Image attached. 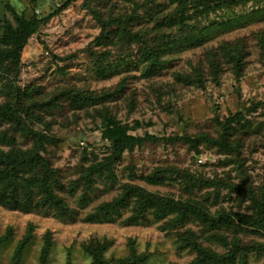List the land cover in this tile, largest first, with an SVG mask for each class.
I'll list each match as a JSON object with an SVG mask.
<instances>
[{
  "label": "rangeland",
  "instance_id": "rangeland-1",
  "mask_svg": "<svg viewBox=\"0 0 264 264\" xmlns=\"http://www.w3.org/2000/svg\"><path fill=\"white\" fill-rule=\"evenodd\" d=\"M34 16L13 68L17 18ZM0 60V77L14 80L10 92L0 83V104L47 137L60 196L79 213L71 221L0 206V264H203L179 240L189 231L227 254L193 215L157 219L148 209L131 222L133 198L88 222L133 188L235 215L224 234L245 251L235 264H264V230L245 219L264 209V1L0 0ZM1 132L33 147L11 125ZM117 133L140 141L116 144Z\"/></svg>",
  "mask_w": 264,
  "mask_h": 264
},
{
  "label": "trees",
  "instance_id": "trees-1",
  "mask_svg": "<svg viewBox=\"0 0 264 264\" xmlns=\"http://www.w3.org/2000/svg\"><path fill=\"white\" fill-rule=\"evenodd\" d=\"M240 1L258 2L264 0ZM17 22L19 29L15 35L13 34L12 49L9 53V58L5 60L13 68H16L19 64V52L24 43L36 31L39 25V20L36 16L30 20L17 18ZM138 41L142 42L141 39H138ZM150 58L154 63L157 60L155 53H152ZM3 64L4 62L0 60V66ZM5 80L8 84L4 82ZM0 83H4L7 91L10 92L13 88L14 80L10 81L0 77ZM17 96L20 95L18 94ZM0 123L11 125V129L15 133H20L24 138H32L34 141L32 148L23 149L16 146L13 137L8 136L4 132L0 133V206L23 213H31L44 209L51 211L61 219L75 221L79 213L70 209L65 199L60 196V193L65 192L67 188L59 174V170L53 168L50 161L44 155V141H48L47 137L31 129L26 123L22 112L11 103L0 104ZM115 139H119L115 142L116 144H120L125 140L140 141L138 138H131L122 133L115 134ZM99 172L102 175L103 168ZM79 185L78 181L71 183L70 192L72 195L75 194ZM84 197H82V201L86 205L87 202ZM131 198L135 199L136 206L133 210L135 214L130 219L133 223L143 219L147 210L151 209L157 219H164L170 215H175L185 222L193 215L202 220L206 226V230H209V232L217 231L221 235V238H218L217 241L221 243L227 254H219L209 248H203L198 243L196 236L190 231L178 235L180 242L184 245L182 247L196 252L199 259L202 260L201 263L235 264L236 259L240 255H245L243 248H240L236 243L237 238H234L231 243H228L224 238L226 232L234 231L238 227H236L237 219L235 215L226 212L212 215L208 211L198 209L195 204L189 207L180 206L178 202L175 203L171 199L148 193L142 188H133L125 197L116 201V203L101 206L94 215L88 217V222L110 220L114 214H119L120 209L124 208L127 205L125 203H129ZM258 209L255 215H260L259 219L256 220L252 217H245V219L246 221L250 220V223L254 221L255 227L264 230V226L261 227V223L262 225L264 223V209L261 207ZM178 227H182V225L178 226V222L174 226H171L174 229ZM221 231L223 235L220 233ZM212 237L215 240V237Z\"/></svg>",
  "mask_w": 264,
  "mask_h": 264
}]
</instances>
